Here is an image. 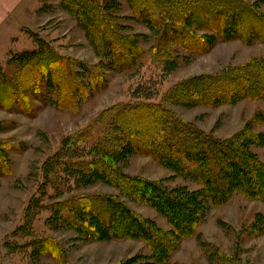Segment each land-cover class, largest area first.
<instances>
[{
    "label": "trees",
    "instance_id": "trees-1",
    "mask_svg": "<svg viewBox=\"0 0 264 264\" xmlns=\"http://www.w3.org/2000/svg\"><path fill=\"white\" fill-rule=\"evenodd\" d=\"M126 1L132 11L128 16L120 15L122 0H61L63 7L77 18L98 56L107 61L90 64L63 55L40 37L37 49L16 56L22 89L35 90L42 98L46 90L50 93L47 100L57 108L76 110L91 90L104 86L105 66L115 71L136 68L146 57V48L140 43L144 34L128 32L131 26L121 23V19L143 23L151 30L156 37L153 54L165 61V69L178 59L174 47L194 53L208 50L217 40L264 43V12L257 3ZM21 93L9 83L0 82V103L7 108L16 101L22 108L29 107L27 94ZM261 97H264V57L179 82L167 101L186 106H215ZM108 113L112 115L113 133L91 143L88 154L96 153L95 157L76 159L62 148L48 159L44 170L49 173L60 164L63 171L77 175L80 181H108L121 187L132 199L154 206L166 217L173 228L170 232H163L119 198L102 193L82 195L72 203L52 204L57 217H63L62 210H67L64 220L87 239L135 238L148 243L152 257L137 256L120 264L168 262L180 239L197 234L196 225L209 205L226 204L235 194L264 201V162L251 151L252 145H264V134L252 133L247 126L236 136L221 139L159 102L126 103ZM90 137L85 132L75 134L67 146L88 143ZM132 153L154 157L160 165L196 181L201 188L196 191L186 186L169 188L160 181L123 173L118 161ZM62 157L67 158L62 161ZM3 161L0 151V162L4 165ZM39 240L42 252L52 253L59 264H69L56 242L49 238Z\"/></svg>",
    "mask_w": 264,
    "mask_h": 264
},
{
    "label": "rangeland",
    "instance_id": "rangeland-1",
    "mask_svg": "<svg viewBox=\"0 0 264 264\" xmlns=\"http://www.w3.org/2000/svg\"><path fill=\"white\" fill-rule=\"evenodd\" d=\"M246 1L257 3L264 12V0ZM119 11L122 16L132 14L126 0H122ZM120 22L131 26L128 32L144 34L140 43L146 48V57L130 71L105 66L104 86L91 90L76 110L57 108L47 100L50 93L46 90L42 98L35 90L22 89L16 56L37 49L42 37L63 55L90 64L107 61L98 56L77 18L61 0H26L2 26L3 32L14 37L11 41L0 37V82L22 91V96L26 93L29 107L22 108L17 101L8 108L0 103V151L4 157V165L0 162V264H59L52 253L40 250L39 239L45 238L56 242L69 264H120L137 256L152 257L151 248L142 239H87L64 220L67 210H62L63 217L54 214L52 204L72 203L82 195L115 196L163 232L173 229L154 206L132 199L108 181H80L77 175L63 171L60 164L49 173L44 170L48 159L62 148L76 159L95 157L96 153L88 154V150L99 137L112 135V115L108 110L113 107L137 101L159 102L221 139H230L247 126L252 133L264 134V97L215 106L167 101L179 82L262 59L264 43L217 40L208 50L194 53L174 47L178 59L165 69V61L153 54L156 37L151 30L137 21ZM82 132L91 136L88 143L67 146L69 138ZM251 151L264 162V145H252ZM118 167L131 177L160 181L169 188H201L196 181L176 175L150 155L128 154L118 161ZM196 230V235L179 240L170 260L163 264H264V201L235 194L226 204L209 205Z\"/></svg>",
    "mask_w": 264,
    "mask_h": 264
},
{
    "label": "crops",
    "instance_id": "crops-1",
    "mask_svg": "<svg viewBox=\"0 0 264 264\" xmlns=\"http://www.w3.org/2000/svg\"><path fill=\"white\" fill-rule=\"evenodd\" d=\"M26 0H0V37L4 36L6 41L13 40L9 32H3V25L9 22L14 11ZM3 32V33H2Z\"/></svg>",
    "mask_w": 264,
    "mask_h": 264
}]
</instances>
